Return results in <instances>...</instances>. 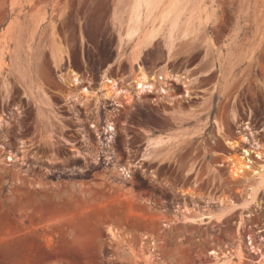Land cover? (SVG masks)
<instances>
[{"label": "rangeland", "instance_id": "374dc122", "mask_svg": "<svg viewBox=\"0 0 264 264\" xmlns=\"http://www.w3.org/2000/svg\"><path fill=\"white\" fill-rule=\"evenodd\" d=\"M168 1L142 3L129 34L132 0H0V264H44L62 233L75 250H96L103 227L124 243L113 204L135 217L121 221L132 223L133 264H214L215 249L242 250L232 264L263 256L264 190L250 216L176 215L220 197L242 203L264 177V0H180L207 18L174 43L158 11ZM141 68L162 82L138 93ZM243 148L259 174L232 171ZM63 196L77 206L55 225L50 203Z\"/></svg>", "mask_w": 264, "mask_h": 264}, {"label": "bare ground", "instance_id": "6f19581e", "mask_svg": "<svg viewBox=\"0 0 264 264\" xmlns=\"http://www.w3.org/2000/svg\"><path fill=\"white\" fill-rule=\"evenodd\" d=\"M160 1H163V0H132V6H133L132 7V15H131L132 21H131V26L129 25V29H128L129 34H131L134 30L139 29V26H140L139 25V15H140L141 4L142 3L146 4L147 7L149 8V10H152L153 8L157 7V4L161 3ZM179 1L180 0H169L168 4L166 3L167 5L164 8H162L163 9L162 11H160V9L158 10L159 13L162 12L161 15L157 14L158 16L159 15L161 16L162 19L160 17L159 18H160L162 24H163V21L165 18L168 19L167 20V22H168L167 23V29H168V33L170 36V42L171 43L175 42V36L177 34H181V35L185 36V35H188V33H190V32H192V33L195 31L197 32L198 28L200 27V20L202 18L204 19L205 17L207 18V16H205L203 14V12L199 11V10H198L199 12L197 14H195L196 11H194V10L191 11V14L188 12L190 15L186 14V11L189 10V9H187L189 3L188 2H187L188 4L184 3L185 5L183 6V5H181V3ZM164 3H165V1H164ZM164 3L162 2V4H164ZM159 6H161V4ZM159 6H158V8H160ZM190 10H191V8H190ZM151 13L152 12H150V14ZM195 15H196V17H195ZM158 20L159 19L157 17L156 18L157 23H155V21H154V23L152 24L150 31H149L151 34H154L155 32H157L159 30V28L161 29L160 25H162V24H160L158 26L157 25ZM195 20H197V21H195ZM139 71L140 72L137 74V76L134 79L135 83H136L134 85V88L136 89V91H138V93L144 91L146 88H149L152 90L155 88V86L158 82H162L161 77H157L154 75L149 76L146 74V72L142 68ZM106 83L111 89H114V91H117L116 90V85H117L116 80L108 79L106 81ZM88 93H89L88 90L85 91V96L90 94V93L89 94ZM109 128L112 129L113 126H111ZM108 140H110V139H108ZM152 141H154L156 143H160L163 141V137L162 136L154 137L152 139ZM23 149L26 150L25 148H23ZM243 149H244V152L241 156H232L231 157V167L233 168L232 171H234L236 175H239V176L241 175L244 177L249 176L248 174H246V173H248L246 171H249V173L251 172L252 173L251 175L259 174V172L262 169H264V164L259 165L260 167H262V168L259 167V169H261V170H259L254 165L255 160L251 157V151L249 149H246V148H243ZM24 150H23V152H25ZM101 150H102V148H101ZM104 151H105V149H104ZM105 153H106V151H105ZM256 155L258 156V158L264 160V151L258 150V151H256ZM13 156H14L13 154L10 155L9 159L14 160ZM26 156H24V159L27 158ZM7 158H8V156H6V159ZM118 172H120V174H122V176L126 177V178L129 175V169L125 168V167L121 168ZM244 174H246V175H244ZM261 180H260L261 182H259V184L257 186H252L249 188V190L251 189V192H250V194H248L249 196L242 203H236L233 200H230L228 198H221L220 197L218 200L213 201V202L218 203L217 207H215V208L211 207L210 205H206L205 207H203L202 209H199V210L198 209H184V210H181V212L176 216H178L177 218L179 220H182L185 222H191V223H195V224H205V223L211 222L213 220L221 222L226 217H228L229 215H231L232 213H234L235 211H237L239 209H241L242 212L247 211V213H244V217L250 216L251 213H249V211L252 210L254 205H255V207L257 206L258 208L261 207L262 201L260 199H257V195H258L259 191L264 190V177ZM195 197H196V195H195ZM210 202H212V201L211 200L207 201V203H210ZM235 251L236 250L219 252L218 250L215 249L214 251H212L210 253L213 254L215 257L214 264H232L233 258H235L236 256L240 259H243L245 257L242 250L238 249L237 250L238 253H236V255H235ZM259 263L264 264V253H263V256L260 258Z\"/></svg>", "mask_w": 264, "mask_h": 264}, {"label": "crops", "instance_id": "0c3cea01", "mask_svg": "<svg viewBox=\"0 0 264 264\" xmlns=\"http://www.w3.org/2000/svg\"><path fill=\"white\" fill-rule=\"evenodd\" d=\"M65 184V182H62ZM129 186L123 188L125 193L124 199L128 200L129 193L127 191ZM77 204L70 198L55 197L53 202L50 203L49 208V220L57 225L65 224L69 222L73 208H76ZM111 211V217L108 220L113 222L115 227H118L123 233L124 243L112 238L107 229L103 227V236L98 241V247L92 252L86 250H75L70 247V240H68L62 233L60 237H55L54 243L49 244L45 251L41 254V260L44 264H133L131 261L132 253L129 245V236L133 233L132 222L135 219L134 216L128 212H121L119 205L109 206Z\"/></svg>", "mask_w": 264, "mask_h": 264}, {"label": "built area", "instance_id": "2783aa9c", "mask_svg": "<svg viewBox=\"0 0 264 264\" xmlns=\"http://www.w3.org/2000/svg\"><path fill=\"white\" fill-rule=\"evenodd\" d=\"M247 247L248 248H251L252 249V251H254L255 253H259V252H262V249H261V247H260V242L258 241V240H256L251 234H249L248 236H247ZM259 261H260V258L259 259H257V260H255V261H253V263L252 264H259Z\"/></svg>", "mask_w": 264, "mask_h": 264}]
</instances>
